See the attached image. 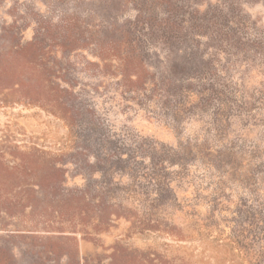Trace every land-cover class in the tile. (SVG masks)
Instances as JSON below:
<instances>
[{"label":"rangeland","instance_id":"374dc122","mask_svg":"<svg viewBox=\"0 0 264 264\" xmlns=\"http://www.w3.org/2000/svg\"><path fill=\"white\" fill-rule=\"evenodd\" d=\"M0 264H264V0H0Z\"/></svg>","mask_w":264,"mask_h":264}]
</instances>
